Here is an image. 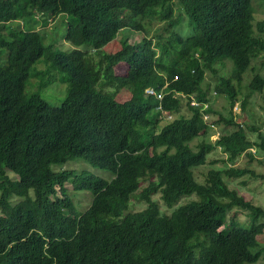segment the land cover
Returning a JSON list of instances; mask_svg holds the SVG:
<instances>
[{"label": "trees", "instance_id": "trees-1", "mask_svg": "<svg viewBox=\"0 0 264 264\" xmlns=\"http://www.w3.org/2000/svg\"><path fill=\"white\" fill-rule=\"evenodd\" d=\"M253 1L180 0L192 29L183 35L172 0H0V56L6 51L0 66V264H261L264 209L227 184L251 174L233 166L238 158L252 160V149L264 153V133L231 117L236 84L253 59L264 60V19L256 35ZM36 13L64 16V39L73 49L45 46L31 25L3 26ZM155 20L166 25L150 38L131 44L120 34L145 31L144 22ZM118 37L120 50L104 53ZM43 56L67 85L59 106L26 93L27 79L44 73L33 69ZM224 61L231 63L230 75L205 84L206 73L215 77ZM117 66L126 67L123 74L115 73ZM148 88L154 95L145 94ZM248 88L264 92L262 76ZM123 90L130 98L118 102ZM211 91L224 96L230 110L208 122L215 114ZM165 115L173 119L161 125ZM209 124L231 130L193 149ZM218 147L226 154L224 168L208 169L197 183L192 168L206 164ZM75 159L107 171L110 180L54 169ZM253 177L264 181V175ZM67 183L91 194L85 211L72 207ZM156 194L168 208L191 194L198 201L161 215L151 200ZM134 200L146 207L132 212ZM235 210L247 213L243 224Z\"/></svg>", "mask_w": 264, "mask_h": 264}, {"label": "rangeland", "instance_id": "rangeland-1", "mask_svg": "<svg viewBox=\"0 0 264 264\" xmlns=\"http://www.w3.org/2000/svg\"><path fill=\"white\" fill-rule=\"evenodd\" d=\"M262 0H254L253 1V9H254V32L256 35L259 33L256 30V24L261 22L264 19V6L261 5ZM173 11L175 16H180L183 18L180 22V27L176 30H181L183 35L192 33V29L187 27V18L183 12H181V4L180 0H172ZM40 18V21H37V18ZM39 13H36L33 17H25L18 21H12L6 25V28H22L24 25H31L35 27V30L40 33L43 37V43L45 46H52L53 49L59 51H68L73 49V46L64 39V34L66 31L65 17L58 16L54 19H50L48 17H44L47 19V23L44 24V18ZM134 19L139 20V18L134 17ZM166 24L158 21H151L150 23H145V31L138 32L133 30H125L124 32H120V34H126V38L129 43L133 44L142 38V36H148L149 38L154 36L157 31H160ZM128 32V33H127ZM4 32L2 33V35ZM6 35V34H5ZM4 35V37H5ZM123 37V36H122ZM263 37V36H262ZM120 37L113 40L111 43L106 45L102 51L104 53H114L120 50L121 45L119 43ZM84 46L78 48L83 50ZM95 56V55H91ZM6 65V51L4 50L3 55L0 56V66ZM33 69L38 72H44L39 77H30L26 81V93L27 94H37L43 100H45L48 104L52 106H59L62 100L66 96L67 85L61 81V76L58 71L53 70L51 68L50 61H46V57L43 56L38 64L33 66ZM125 66H117L114 71L116 74H123L125 71ZM231 63L228 61H224V65L220 66L216 64V76L214 77L211 73H206L205 76V84H213L219 76L228 77L232 72ZM46 71V72H45ZM255 75L262 76L264 80V60L260 56L256 59H253L250 64L249 70L242 76V81L236 84V88L238 90V98L234 105L231 108V117L234 121L245 128L254 127L257 129V132L264 133V92H250L248 88L249 82ZM98 88V87H97ZM214 91H211L212 102L210 103V107L215 114L209 115V120H216L218 113L226 114L227 110H230L227 99L224 96H218L214 94ZM130 98V93L128 91H120L116 99L118 102H124ZM183 103H186V99H183ZM190 105H193V102H190ZM184 112L187 111L185 107L182 108ZM208 115H204V118H207ZM173 119L172 115L162 116V120L160 124H165L166 121H170ZM231 130L230 127L225 128L222 125L217 124H209L206 133L204 136H200L199 138H195L190 146L194 149L196 145L204 141L205 142H216L220 135L225 131ZM251 140L256 138V133L248 134ZM196 151V150H194ZM251 153L253 155V159L249 160L246 156H241L236 160L233 166L240 167L242 169L250 170L256 176L264 175V153H260L258 150L252 149ZM213 161V164L210 163ZM226 154H224L221 149L218 147L211 154L207 156L206 164L202 166H198L192 168V173L195 181L197 183H203V179L206 176V171L208 169H223L225 166ZM55 170H75V171H84L94 174L97 177H100L105 180H110V175L107 171L93 168L88 163L80 160H70L65 163L63 166L54 167ZM251 174L239 179H228L227 184L231 189L235 190L240 196H242L245 200L250 201L252 204L256 206H260L264 209V181L259 178L253 177L251 178ZM10 177L15 178L11 173L8 174ZM146 184H141L140 186H145ZM141 189V188H140ZM67 195L70 199L72 207L77 212H83L86 208L89 207L91 203L92 196L88 191L83 190H74L73 186L69 183L66 184ZM151 200L154 203H157L159 206V212L161 215H170L174 210L182 205H186L190 202L198 201V197L195 194H191L188 196L181 197L173 206L168 208L163 204L160 199V195H154ZM130 206V205H129ZM146 207L145 203H138L137 201H133L130 206L132 212L141 211ZM236 211V221L240 224H243L247 219L248 215L246 212L241 210ZM258 241L264 245V233L258 236ZM261 264H264V258L259 261Z\"/></svg>", "mask_w": 264, "mask_h": 264}, {"label": "built area", "instance_id": "built-area-1", "mask_svg": "<svg viewBox=\"0 0 264 264\" xmlns=\"http://www.w3.org/2000/svg\"><path fill=\"white\" fill-rule=\"evenodd\" d=\"M154 93H155L154 90L151 89V88H148V89L145 90V94H146V95H154ZM157 97H158V98H161V97H162L161 93H160L159 95H157ZM192 102H193V105H192V106H198V103H196V102L193 101V100H192Z\"/></svg>", "mask_w": 264, "mask_h": 264}, {"label": "clouds", "instance_id": "clouds-1", "mask_svg": "<svg viewBox=\"0 0 264 264\" xmlns=\"http://www.w3.org/2000/svg\"><path fill=\"white\" fill-rule=\"evenodd\" d=\"M161 93V95H162V92H160ZM194 101V100H193Z\"/></svg>", "mask_w": 264, "mask_h": 264}]
</instances>
